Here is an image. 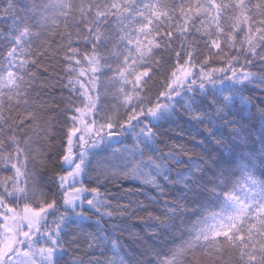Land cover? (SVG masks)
Listing matches in <instances>:
<instances>
[{
	"label": "snow or ice",
	"instance_id": "1",
	"mask_svg": "<svg viewBox=\"0 0 264 264\" xmlns=\"http://www.w3.org/2000/svg\"><path fill=\"white\" fill-rule=\"evenodd\" d=\"M0 23V264H133L101 223L125 217L135 264H264V0H6ZM182 118L238 155L173 178L190 149L156 145Z\"/></svg>",
	"mask_w": 264,
	"mask_h": 264
},
{
	"label": "trees",
	"instance_id": "2",
	"mask_svg": "<svg viewBox=\"0 0 264 264\" xmlns=\"http://www.w3.org/2000/svg\"><path fill=\"white\" fill-rule=\"evenodd\" d=\"M5 2L6 0H0V4H4ZM0 29H2L4 33H7L8 26L6 24L0 23ZM6 47L7 42L3 39H0V54H3L5 52ZM198 47L201 53L206 52L202 37L198 41ZM44 63L49 64L50 62L46 60L44 61ZM54 63L55 67L58 70V60ZM109 75H111V73H109ZM157 80L162 83L161 77H157ZM59 91V88L55 90L45 89L42 95L45 93H54L57 95L58 98ZM65 95H67V93H65ZM251 95L253 96V102L256 104H259L261 100H264V97H261L258 91L253 90L251 92ZM55 111L59 112L60 109H55ZM221 132L224 137L222 144L218 143L214 139H207L203 126L197 125L195 123H190L186 118H182L181 120H178L177 123L172 125H165L163 128L160 129V143L156 145V148L158 149V153L165 154L168 153L169 149L174 143L185 144L190 149V154L188 155H177L176 159L179 161L178 164L173 162L174 164L171 175L173 176V178H175L178 172L186 171L193 161H200L202 167L211 168L213 167L212 162L215 161L218 157H229L230 153L228 150H232V153L234 155H238L235 149L239 147V142L233 140L234 138L230 137L228 130L221 129ZM201 140L205 141L202 145L200 144ZM252 140H255V133L253 134V137L249 142V148L253 146L251 142ZM116 147H123V145L118 144L116 145ZM255 147L259 148V144L256 143ZM29 167H31V164L29 165ZM6 175H11V172H9L7 169L0 167V177ZM41 176L43 177L44 182L46 184L51 183V178L53 176L51 172H41ZM237 179H240L241 183H243L242 174H238ZM106 187L111 193L109 198L112 200L113 206H115L118 200L123 202L127 199V197L124 196L121 188L118 187L115 182L107 184ZM168 188L170 190V194L173 196L178 195L181 191H183V185L180 184L179 181H177L175 185H168ZM148 191L151 190L149 189ZM240 195H243V193H240ZM135 198L142 200L146 199L145 196L141 194H136ZM196 207H198V205H196ZM208 207L211 210H219L216 204H209ZM95 219L96 217L94 216L92 221L93 227L87 228L88 231L93 230ZM182 220L183 227L186 230H190L194 227H198L199 223L202 221V217L195 215L192 209L189 208V210L183 214ZM101 223L105 227L106 234H110L109 239L118 242V244L120 245L121 255L126 254L125 259L131 260L133 264H135V259L139 256V253L142 251V245H144L150 239V233H148L144 227L145 221L139 218H133L129 220L125 217L123 219L116 218L114 222L115 226H113V222L108 221L107 218Z\"/></svg>",
	"mask_w": 264,
	"mask_h": 264
}]
</instances>
